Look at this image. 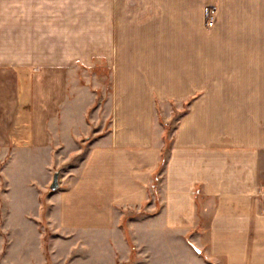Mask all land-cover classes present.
<instances>
[{"label":"crops","instance_id":"crops-1","mask_svg":"<svg viewBox=\"0 0 264 264\" xmlns=\"http://www.w3.org/2000/svg\"><path fill=\"white\" fill-rule=\"evenodd\" d=\"M261 192L264 0H0V264L35 222L123 263L264 264Z\"/></svg>","mask_w":264,"mask_h":264},{"label":"rangeland","instance_id":"rangeland-1","mask_svg":"<svg viewBox=\"0 0 264 264\" xmlns=\"http://www.w3.org/2000/svg\"><path fill=\"white\" fill-rule=\"evenodd\" d=\"M91 83V87L94 88L95 92L97 93L100 102V99L102 100L103 96L106 95L109 92V84L107 80H104V91H102V94H100V79L89 77L88 80ZM103 82V80L101 81ZM104 93V95H103ZM178 117L177 115H174V119L176 120ZM172 123H170L171 125ZM169 124H165V128L170 127ZM35 163H27L25 166V175L27 176L29 172L35 171L36 169ZM35 183V182H34ZM52 183V182H51ZM160 184V183H159ZM51 185V184H50ZM50 188V187H49ZM52 190L49 189V192ZM198 194L196 197L200 195V191H197ZM149 193V196L151 198H154L159 193V186L158 190L155 192ZM262 214H264L262 212ZM139 213H136L135 211L128 212L125 214V216H138ZM36 226H38L40 233L42 234V237H38L36 233L33 231V227L29 225L28 227H25V239H20L16 246L13 248V255H9L8 261L10 264H134L132 260L130 263H123L120 259V257L114 254V251L111 249V247H108V244L106 241H103L102 239H92L88 238V240L83 239L82 237H79V240L75 239H65L59 236H52V231L47 227L45 223H34ZM124 224V231L127 232L125 228V222ZM127 234V233H126ZM2 238V241L5 242L6 237L4 235H0ZM128 236V235H127ZM82 238V239H80ZM88 244V246L84 247V250H82L80 247L77 246L76 249L71 250L72 246H75V243L77 241ZM76 241V242H75ZM41 244H40V243ZM110 243L112 244V239H110ZM129 247L132 248L131 239L127 237V241ZM77 245V244H76ZM6 244H2L3 249L5 248ZM3 255L0 252V263ZM189 261V259H187Z\"/></svg>","mask_w":264,"mask_h":264},{"label":"built area","instance_id":"built-area-1","mask_svg":"<svg viewBox=\"0 0 264 264\" xmlns=\"http://www.w3.org/2000/svg\"><path fill=\"white\" fill-rule=\"evenodd\" d=\"M214 22H215V13L212 11V13L209 16V19H208V22H207V26L209 28L213 27ZM159 183H160V176L158 175V176H155L151 180V182H150V184L148 186V191L150 193H152V192H155L156 190H158ZM197 194H198V192L195 191L194 195L197 196ZM259 196H260V199H261V202H262V212L264 213V192H261Z\"/></svg>","mask_w":264,"mask_h":264},{"label":"water","instance_id":"water-1","mask_svg":"<svg viewBox=\"0 0 264 264\" xmlns=\"http://www.w3.org/2000/svg\"><path fill=\"white\" fill-rule=\"evenodd\" d=\"M58 188V182H57V176H55L52 180V183L50 185V189L52 191H55Z\"/></svg>","mask_w":264,"mask_h":264}]
</instances>
